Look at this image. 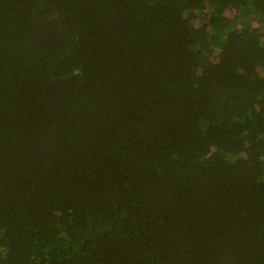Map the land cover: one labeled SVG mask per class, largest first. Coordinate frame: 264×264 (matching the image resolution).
<instances>
[{"label": "trees", "instance_id": "16d2710c", "mask_svg": "<svg viewBox=\"0 0 264 264\" xmlns=\"http://www.w3.org/2000/svg\"><path fill=\"white\" fill-rule=\"evenodd\" d=\"M0 264H264V0H0Z\"/></svg>", "mask_w": 264, "mask_h": 264}]
</instances>
